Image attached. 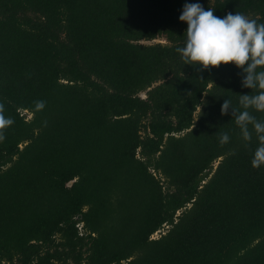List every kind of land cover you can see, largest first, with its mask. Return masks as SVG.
<instances>
[{"label":"trees","instance_id":"obj_1","mask_svg":"<svg viewBox=\"0 0 264 264\" xmlns=\"http://www.w3.org/2000/svg\"><path fill=\"white\" fill-rule=\"evenodd\" d=\"M185 3L264 23V0H0V264H264L259 140L221 113L259 89L184 63Z\"/></svg>","mask_w":264,"mask_h":264},{"label":"clouds","instance_id":"obj_2","mask_svg":"<svg viewBox=\"0 0 264 264\" xmlns=\"http://www.w3.org/2000/svg\"><path fill=\"white\" fill-rule=\"evenodd\" d=\"M179 19L188 24L185 46L176 49L185 64H199L205 69L235 64L246 74L242 86L259 89L258 94L240 96L239 103L243 111L234 108L230 99H225L221 113L227 115L232 110V117H235L245 141L252 139L249 129V125H252L259 146L251 163L254 168H260L264 165V121H258L248 109L264 112V71H257L258 68H264V23H258L256 19L239 12H230L225 18H219L213 8L205 10L200 3H185ZM34 103L36 111L45 107L44 101ZM4 113V104L0 103V141L5 139L4 131L15 122ZM229 140L228 133H221L222 145Z\"/></svg>","mask_w":264,"mask_h":264},{"label":"rangeland","instance_id":"obj_3","mask_svg":"<svg viewBox=\"0 0 264 264\" xmlns=\"http://www.w3.org/2000/svg\"><path fill=\"white\" fill-rule=\"evenodd\" d=\"M156 41H157V42H158V41H160V42H166V40H165L164 38H160V39H158V40H156ZM141 95H142V96H145V92H143ZM155 236H157V234H156Z\"/></svg>","mask_w":264,"mask_h":264},{"label":"built area","instance_id":"obj_4","mask_svg":"<svg viewBox=\"0 0 264 264\" xmlns=\"http://www.w3.org/2000/svg\"><path fill=\"white\" fill-rule=\"evenodd\" d=\"M157 234V233H156Z\"/></svg>","mask_w":264,"mask_h":264}]
</instances>
